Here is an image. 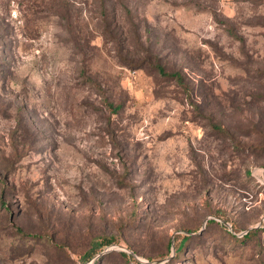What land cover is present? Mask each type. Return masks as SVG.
I'll use <instances>...</instances> for the list:
<instances>
[{"label":"rangeland","instance_id":"rangeland-1","mask_svg":"<svg viewBox=\"0 0 264 264\" xmlns=\"http://www.w3.org/2000/svg\"><path fill=\"white\" fill-rule=\"evenodd\" d=\"M0 264H264V0H0Z\"/></svg>","mask_w":264,"mask_h":264},{"label":"trees","instance_id":"trees-1","mask_svg":"<svg viewBox=\"0 0 264 264\" xmlns=\"http://www.w3.org/2000/svg\"><path fill=\"white\" fill-rule=\"evenodd\" d=\"M156 67H157V69H158L160 75L165 76V77L173 78V79H175L178 83L183 84V82H184V77H183V75H182L180 72H178V71H174V72L166 71L165 68H164L163 66H161V65H156ZM108 103H109V102H108ZM109 105H110L111 107H114L112 103H109ZM119 108H120V107H116V108H114V109H116V111H118ZM18 231H19L20 234H22V235H24V236L29 235L28 233H25V232L23 231V229H21V228H18ZM247 234H248V236H250V235L252 234V232L249 231ZM114 241H115L114 237H103V239H102L100 242H97V245L103 247V246H106V245H110V244L113 243ZM94 250H96V249H94ZM94 254H95V251H88V252H86V254H85V257H86V258H84V259H85V260H89V259H91V258L94 256Z\"/></svg>","mask_w":264,"mask_h":264}]
</instances>
